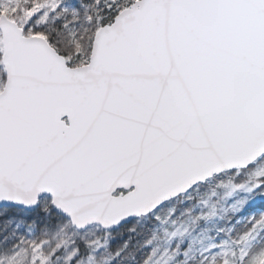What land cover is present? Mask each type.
<instances>
[{
	"label": "snow or ice",
	"instance_id": "6c2138e0",
	"mask_svg": "<svg viewBox=\"0 0 264 264\" xmlns=\"http://www.w3.org/2000/svg\"><path fill=\"white\" fill-rule=\"evenodd\" d=\"M0 264H264V0H0Z\"/></svg>",
	"mask_w": 264,
	"mask_h": 264
}]
</instances>
